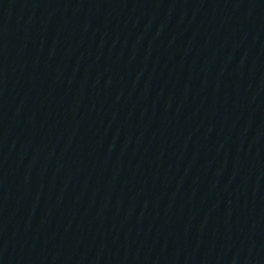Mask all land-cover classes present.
Instances as JSON below:
<instances>
[{
	"label": "water",
	"instance_id": "1",
	"mask_svg": "<svg viewBox=\"0 0 264 264\" xmlns=\"http://www.w3.org/2000/svg\"><path fill=\"white\" fill-rule=\"evenodd\" d=\"M0 264H264V0H0Z\"/></svg>",
	"mask_w": 264,
	"mask_h": 264
}]
</instances>
